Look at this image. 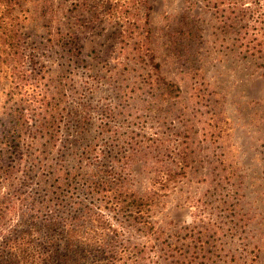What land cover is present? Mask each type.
Masks as SVG:
<instances>
[{
    "label": "rangeland",
    "instance_id": "1",
    "mask_svg": "<svg viewBox=\"0 0 264 264\" xmlns=\"http://www.w3.org/2000/svg\"><path fill=\"white\" fill-rule=\"evenodd\" d=\"M255 1L239 2L251 13ZM11 5L13 15L0 10V132L15 127L22 134L8 153L0 139V264H10L12 255L23 264L24 248L37 251L33 264L71 257L64 234L49 236L42 224L27 246L8 242L25 238L26 214L64 211L70 224L73 199L100 212L88 180L120 176L141 194L159 193L147 218L170 240L200 256L221 254V264L235 263L232 258L264 264V59L250 57L246 40L238 41L245 23L224 27L204 0ZM7 30L19 33L21 76L5 51ZM71 42L77 43L72 54ZM168 82L179 88L173 96L165 92ZM18 83L21 89H14ZM40 93L60 113L48 107L59 129L44 147L31 144ZM22 99L35 100L31 107L25 102L23 116ZM74 167L80 171L75 187ZM112 223L122 243L157 244L126 217Z\"/></svg>",
    "mask_w": 264,
    "mask_h": 264
},
{
    "label": "trees",
    "instance_id": "2",
    "mask_svg": "<svg viewBox=\"0 0 264 264\" xmlns=\"http://www.w3.org/2000/svg\"><path fill=\"white\" fill-rule=\"evenodd\" d=\"M12 0H0V10L2 15L12 13L15 10L14 5H11ZM243 0H204L205 7L211 9L214 14L217 15L219 20L224 24V27H232L233 21L234 26L238 23L244 22L245 24L240 26L239 40H246V43L242 45L245 52L250 57H256V59H264V11L261 10V2L255 1L252 8H248L251 13H247V9H243ZM16 18V16H15ZM15 18L12 19V29H15L16 24L14 23ZM236 21L238 23H236ZM10 32L5 33V38L9 42V48L7 51V57L15 61L12 66V71L15 70V74H19V69L22 66V52L20 51L19 45V33L15 30H9ZM239 34V35H240ZM73 48L68 49V53L72 54V51L77 48V43ZM14 89H21V84H17ZM15 91V90H14ZM169 92L173 96L175 92L179 91V88L174 83L168 82L165 85V92ZM29 94V91L26 92ZM14 93H12L13 95ZM178 95V94H177ZM176 95V96H177ZM14 97V96H13ZM39 105L35 104V110L39 111V124L37 130L34 131L32 136L31 144L47 145V141H54L58 132L55 125L58 124V119L53 120L52 109L54 112L60 115L56 103H51L47 100V96L44 93L39 94ZM21 111L20 115H25V101L20 100ZM35 102L27 103L28 107ZM56 105V106H55ZM28 109V108H27ZM52 116L51 118L46 117L47 115ZM56 122V123H55ZM22 134L20 130L13 127H6L5 130L0 132V139L6 142V153L8 150H14V142ZM5 150L0 149V152ZM2 152V153H3ZM41 154H39L40 156ZM177 170L182 171L184 164L178 162ZM7 170V169H6ZM80 175V171L77 168L71 170V186H76L78 182L77 178ZM112 175V174H111ZM116 175V174H114ZM180 173H175L177 178ZM114 179V176L111 178ZM162 183V180L159 181ZM128 177L120 176V178L106 181L88 180V187L91 188V194L96 197L103 207L100 212L96 209L84 206V203L71 200V223L66 224L64 211L57 216L49 215L42 218H35L26 214L24 219L27 221V229L23 232L25 238L15 236L8 243H17L22 240L25 246L29 244L31 240L34 241L35 234L40 231L39 224H42L47 230L50 231L49 236L64 234L66 237V243L68 245V252H71V257L65 253L59 255L58 259H64V261L58 260L57 264H221L224 259L219 254V259L209 258V256H200L198 253L193 252L190 248H185L186 244H181V241L170 240L166 234L160 232L156 227L148 220L147 216L153 212L157 206L158 192L146 191L141 194L139 191L134 190L127 186ZM166 183H164L165 185ZM163 185V186H164ZM121 217H126L131 220L137 230L146 234L152 235L157 240V244L152 246H145L141 244L130 245L127 243L120 242L119 230L112 223V219L120 220ZM63 225L61 232H57L55 228H60ZM55 227V228H54ZM195 241L198 238H193ZM58 238L55 242H58ZM55 243L53 244V246ZM198 248V247H197ZM204 249V247H200ZM57 253H59L57 251ZM37 251L29 252L28 249L24 248L21 259L23 264L30 263L32 255L36 256ZM0 257L3 258L4 254L0 253ZM4 259V258H3ZM11 263L17 262V257L10 256ZM47 260L52 259L50 257ZM67 259H71V263H68ZM45 260V259H44ZM233 264H253L254 260L240 261L235 258L231 259ZM230 264L228 260H224V263ZM3 263V262H1Z\"/></svg>",
    "mask_w": 264,
    "mask_h": 264
}]
</instances>
